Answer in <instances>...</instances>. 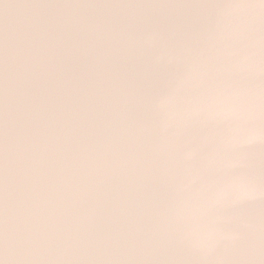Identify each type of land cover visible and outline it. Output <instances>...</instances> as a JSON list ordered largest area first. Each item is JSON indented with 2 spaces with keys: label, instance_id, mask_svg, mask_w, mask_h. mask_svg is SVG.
Here are the masks:
<instances>
[{
  "label": "water",
  "instance_id": "obj_1",
  "mask_svg": "<svg viewBox=\"0 0 264 264\" xmlns=\"http://www.w3.org/2000/svg\"><path fill=\"white\" fill-rule=\"evenodd\" d=\"M0 264H264V0H0Z\"/></svg>",
  "mask_w": 264,
  "mask_h": 264
}]
</instances>
